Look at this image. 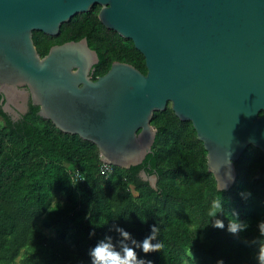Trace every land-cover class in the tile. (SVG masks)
<instances>
[{
  "label": "water",
  "instance_id": "water-1",
  "mask_svg": "<svg viewBox=\"0 0 264 264\" xmlns=\"http://www.w3.org/2000/svg\"><path fill=\"white\" fill-rule=\"evenodd\" d=\"M96 4L101 22L144 54L147 73L115 60L93 80L99 54L87 37L38 51L35 30L56 36ZM0 95L14 119L37 105L124 168L153 152L154 112L171 102L193 122L217 188L229 189L245 149L264 152V0H0ZM140 176L158 189L156 174Z\"/></svg>",
  "mask_w": 264,
  "mask_h": 264
},
{
  "label": "trees",
  "instance_id": "trees-1",
  "mask_svg": "<svg viewBox=\"0 0 264 264\" xmlns=\"http://www.w3.org/2000/svg\"><path fill=\"white\" fill-rule=\"evenodd\" d=\"M100 9L96 4L75 14L56 36L35 30L38 51L44 56L54 44L87 37L99 54L93 79L115 60L147 73L144 54L131 38L101 22ZM1 106L0 264H92L90 250L101 241L118 250L133 247L143 264H261L264 152L259 147L245 149L235 162V183L221 190L193 122L181 120L171 102L154 112L151 123L158 132L144 162L108 170L96 143L60 130L38 114L39 106L31 103L18 120ZM141 169L158 176V189L141 178ZM77 171L82 180L73 178ZM217 221L223 227H216ZM232 225L237 231H230ZM149 237L162 247L145 253L137 245Z\"/></svg>",
  "mask_w": 264,
  "mask_h": 264
},
{
  "label": "clouds",
  "instance_id": "clouds-1",
  "mask_svg": "<svg viewBox=\"0 0 264 264\" xmlns=\"http://www.w3.org/2000/svg\"><path fill=\"white\" fill-rule=\"evenodd\" d=\"M210 215H215V213H210ZM215 226L223 227L220 221H217ZM118 231H120L121 235H123L124 237H130V233L126 230L118 229ZM230 231H237V225H232L230 227ZM156 232L157 228L154 226L153 236H155ZM151 239L152 237L146 238L144 239L142 245L137 246L142 247V250L145 253L158 250L162 247V244H151ZM135 243V240H133V244ZM90 256L92 258V264H143V261H138L135 249L126 244L118 250L111 243H104L103 241H101L93 249L90 250ZM259 260L261 261V264H264V247H262L260 250Z\"/></svg>",
  "mask_w": 264,
  "mask_h": 264
},
{
  "label": "built area",
  "instance_id": "built-area-1",
  "mask_svg": "<svg viewBox=\"0 0 264 264\" xmlns=\"http://www.w3.org/2000/svg\"><path fill=\"white\" fill-rule=\"evenodd\" d=\"M108 165L109 164H104V168H105V170H108L109 169V167H108ZM73 178H75V179H83V176L77 171L76 173H75V175L73 176Z\"/></svg>",
  "mask_w": 264,
  "mask_h": 264
},
{
  "label": "flooded vegetation",
  "instance_id": "flooded-vegetation-1",
  "mask_svg": "<svg viewBox=\"0 0 264 264\" xmlns=\"http://www.w3.org/2000/svg\"><path fill=\"white\" fill-rule=\"evenodd\" d=\"M69 41H70V40H69ZM92 76H93V75H92ZM98 77H100V76H98ZM98 77H97V78H98ZM92 79H93V78H92ZM93 80H96V79H93ZM0 99H1V97H0ZM30 104H31V103H30ZM1 107H2V106H1ZM29 109H30V108H29ZM29 109H28V111H29ZM28 111H27V112H28ZM25 114H26V113H25ZM25 114H23V115H25ZM23 115H21V116L15 118V119H14L12 116H10V117L13 118V120H18V119H20Z\"/></svg>",
  "mask_w": 264,
  "mask_h": 264
}]
</instances>
